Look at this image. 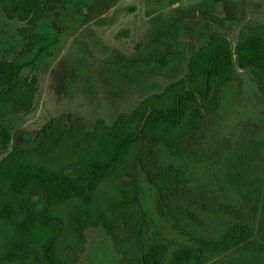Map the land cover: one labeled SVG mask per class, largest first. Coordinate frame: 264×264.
Instances as JSON below:
<instances>
[{
	"label": "trees",
	"instance_id": "obj_1",
	"mask_svg": "<svg viewBox=\"0 0 264 264\" xmlns=\"http://www.w3.org/2000/svg\"><path fill=\"white\" fill-rule=\"evenodd\" d=\"M78 4L0 0V17L20 24L0 57V264H78L89 228L103 230L113 264H264V123L220 141L207 125L236 69L264 103L263 30L243 27L234 47L211 34L180 78L130 111L61 114L9 152L6 117L32 111L40 92L36 65L54 39L45 17ZM204 164L221 165L217 182L196 176Z\"/></svg>",
	"mask_w": 264,
	"mask_h": 264
},
{
	"label": "rangeland",
	"instance_id": "obj_2",
	"mask_svg": "<svg viewBox=\"0 0 264 264\" xmlns=\"http://www.w3.org/2000/svg\"><path fill=\"white\" fill-rule=\"evenodd\" d=\"M73 1L79 4L45 17L54 39L43 48L44 63L36 65L40 92L32 111L6 117L12 134L9 152L32 147L34 133L61 114L110 122L130 111L180 78L191 45H205L211 34L234 47L243 27L264 31V0ZM19 27L0 17V57L16 46ZM263 123L264 103L251 75L236 69L221 92L219 109L207 117L208 136L245 140L258 136ZM194 172L217 182L221 165L204 164ZM224 198L230 199L225 193ZM82 247L78 264L114 263L115 253L101 228L87 229Z\"/></svg>",
	"mask_w": 264,
	"mask_h": 264
}]
</instances>
